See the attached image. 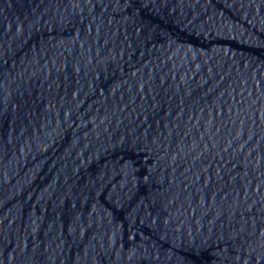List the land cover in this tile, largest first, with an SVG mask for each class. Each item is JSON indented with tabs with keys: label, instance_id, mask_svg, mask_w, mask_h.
I'll return each mask as SVG.
<instances>
[{
	"label": "water",
	"instance_id": "95a60500",
	"mask_svg": "<svg viewBox=\"0 0 264 264\" xmlns=\"http://www.w3.org/2000/svg\"><path fill=\"white\" fill-rule=\"evenodd\" d=\"M0 264H264V0H0Z\"/></svg>",
	"mask_w": 264,
	"mask_h": 264
}]
</instances>
